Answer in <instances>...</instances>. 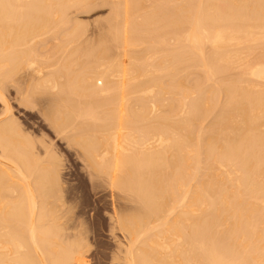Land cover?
Returning a JSON list of instances; mask_svg holds the SVG:
<instances>
[{"label": "bare ground", "instance_id": "1", "mask_svg": "<svg viewBox=\"0 0 264 264\" xmlns=\"http://www.w3.org/2000/svg\"><path fill=\"white\" fill-rule=\"evenodd\" d=\"M20 1L24 2L25 0H0V70H2L1 68H7V71L11 73L19 72L20 62L24 63L23 61H25L24 59H26L28 53L25 50L26 47H23L25 44L18 41L17 45L16 42H13L15 43L14 46L23 45L22 47L26 51L25 55L13 57L10 53L12 51L14 53L15 50L12 49L10 52L7 50L6 52V46L4 48L3 45L8 41H4V43L3 40L7 36L10 37H8L9 41L19 39L22 43H29L30 40L27 39L31 36L34 40L37 33L46 32L47 29L44 28H52L51 22L53 20L51 18H53V14L64 16V12L68 10L67 8L70 5L71 7L76 5L74 8L78 7L79 9L84 8L80 7L82 5L85 8L88 7V0H29L23 4ZM91 1L89 0V2ZM114 1L116 5L113 7V16H110L111 19L109 18V20L105 19L107 23L110 21L109 24H111H107V30L104 31L103 29L104 32L102 31L103 33L98 37L99 39L96 36L95 41L92 42L93 39L90 37L92 40L89 39V42L83 40L84 42L80 43L79 38L85 34L86 29L80 28L79 25L69 28V32L64 30L68 34L66 32L65 36L63 35V38L61 36L62 39H60L63 40V46L70 44V47L77 40L79 41L78 44H74L71 51L67 45L70 51L69 54H64L67 63L75 62L76 64L77 61L76 65L78 66L92 63V69L89 68L88 71L85 69L86 72L83 65L81 69L85 72L78 66L74 67V71V68H71L74 64L70 66L64 61L62 66L65 67V63L73 71L69 72L70 70L68 71L63 67L61 69L57 66L60 77L57 76L56 78L53 75L56 80L59 78L58 81H55L52 74L47 72L51 68L50 65L46 64L49 66L48 68L45 67L47 71L45 68L36 67V63L33 61L34 57L31 56L32 53H29L28 55L31 57L27 56V58H32V60L27 59L28 61L26 60L27 62L25 61L26 63L22 65L24 68L21 67L20 72L24 69L23 71L27 72L26 78L29 76L31 80H37L40 85L43 84L41 88L42 86L50 88L49 91L44 90V88L42 90L36 84L39 86V90L48 93H50V90L53 92L58 91L55 94L59 93L57 98H60V102L61 100L65 101L68 105L67 109L71 108L69 112H67L68 110L64 112L65 114L62 112L64 116L62 115L63 117L61 116L59 120L56 115V117L54 116L56 112L53 111L55 110L50 109L52 116L56 118L53 119L54 125L63 131V127L66 128L68 125L70 127V124H72L78 132L76 133V144L84 152V158H86L94 173L107 174L108 177L106 178H109L108 184L112 187L111 189L115 188V191H122L123 194L125 193L124 197L126 196L128 200L130 198L131 201L137 204L133 206L134 211H131L130 214H128V211L126 213L125 210L127 215L121 217L122 221L119 220L123 225L120 226L125 227L126 232H134L143 228L145 239L143 243H140L141 245L139 244L140 246L135 253L132 251L130 253V250L127 251V253L129 252V257L127 256L129 258L128 264H264V130H262V127H264V120H262V117H264V47L259 48L257 44L252 46L251 43V41L254 43L257 39L264 40V0H205V2L204 0H198V2L194 0V3L191 2L192 0H150L148 5L150 9H147L149 11L146 10V14H141V20L137 21L138 19H136L137 23L133 21L135 19L132 20V14L134 15L133 12H136L137 7L138 10L143 8L142 5L139 7V3L142 4L145 0H112V2ZM170 2L171 4L176 2V4L173 3L174 6L171 7ZM96 3L94 5L92 3V6L89 4L88 8L92 11L94 6L96 8ZM78 8L76 9L78 10ZM183 17L188 18V23L185 21L188 24L186 28L183 21L186 19H183ZM120 18H122V22L119 21ZM61 21L60 19V22H57L61 24ZM254 29L257 30V32L255 30V35L258 34L257 37H254ZM82 30H84L83 35H81ZM13 32L16 35L14 34L15 36L11 40V36L13 37L11 33ZM156 37L158 38L154 44L153 41ZM148 38L150 39L147 40ZM168 39L172 41L171 47L169 45L171 42ZM242 39L247 40L246 45L239 44ZM150 41H152L151 44L157 45V47H164V49L161 48L162 51H160V47L157 49L162 53L160 57L156 55V59L159 58L160 61L156 60L158 62L156 64L142 62L141 59L135 57V50L128 49L133 51L129 54L130 56L133 54L135 57L132 60L135 65H132V74H130L129 64L131 62H128L127 68L129 69H126V71L128 70L126 72L122 66L127 65L125 63L127 61L120 60L121 52H118L120 50L116 51L119 55L115 53V49L122 47V45L125 49L136 44L142 45L144 43L145 46L147 43L149 45ZM33 45L28 47L30 48ZM255 45L258 48L254 47ZM9 46L14 48L12 44ZM16 46L14 49L17 48L16 50H18ZM20 46L19 49H21ZM144 46L141 47L147 48ZM151 46L153 48V45ZM151 46L149 45L148 48L155 52L156 49H152ZM33 47L30 49L35 51L36 47ZM124 48H121V51L122 49L124 51L123 53L127 51ZM32 51L30 50V52ZM127 52L123 56L127 55ZM15 53L13 55L18 56ZM57 53L59 54V50ZM73 54L77 55L78 58H74ZM161 55L163 56L161 57ZM58 58L60 57L56 59ZM153 60L150 61L153 62ZM129 61L131 60L129 59ZM219 61H222L223 65L218 66ZM235 61H237L236 64H234ZM53 64H55V66L52 65L53 68L56 67L57 64ZM188 66L198 67L204 74L197 73V79L191 85L195 88L194 92L196 93H192V96L189 95L190 98L187 96L191 103L186 105L183 102L186 96L182 90L183 87L184 89L187 88H185L186 82L184 83L186 79L180 73L184 69L187 70ZM78 68L79 70L76 71ZM218 69L221 71L230 69L232 75L227 74L222 76V79L216 77L217 81L215 79L216 82L215 84L213 82V86H206L207 84L203 86L205 82L202 83V79L205 78L204 81H209L208 79L215 78L212 76L219 73L216 72ZM188 70L186 73L190 76L192 73L190 74ZM128 75L131 76L128 77ZM9 76H7L8 80ZM61 77L66 78V82L63 80L64 84L60 87L58 82L60 81V84H62ZM141 77L143 78L141 79ZM163 77L166 79L165 83L162 82ZM134 78L137 80H134ZM132 79L133 81H131ZM18 86L20 87V85ZM37 86L34 85L38 89ZM22 87L20 88L22 89ZM155 87L159 92L164 91L172 94L173 100L171 101L169 98L170 102H168L170 103V110L161 109L165 112L161 111L160 114L154 112L156 115L152 114L154 105L151 104L149 108L147 102L142 101L143 105H141L142 103H139L141 101H138L139 106L135 102L137 103V110L125 105L127 104L126 100L131 94H135V91L142 90L139 91L138 97L139 95L140 97L147 95L142 92H148V95L151 96L153 90L155 91ZM76 88H79L77 90L80 91L77 95H83L81 99L87 98L86 100L78 102L81 96L78 100L74 99L77 102L72 100L71 94L68 95V93H72L71 91L76 90ZM0 90L4 91V89ZM187 90L190 92L192 89ZM52 91L50 94L45 92L46 94L43 95L53 97L54 93ZM164 92L162 93L164 94ZM1 94L4 93H0V99H3L4 96L2 97ZM125 95L128 98H124L123 104L122 99ZM219 95H221L223 101L220 100L222 107L219 106L218 115L215 118L210 117V119H213L207 126V131L204 132L205 129L203 131L199 129L202 132L200 131L197 134V131V135L194 134L196 129L194 127H197L194 126L196 125L194 121L199 122L207 117L205 116L206 112L209 111V107L212 110L214 101L219 98ZM75 98H78V96ZM48 100L50 101L49 97ZM155 101L154 103L157 102ZM131 103L128 102L130 105ZM144 103L147 105L145 106ZM7 105H4L5 109L3 111L9 108ZM53 106L55 107V105ZM61 107L59 105V108ZM177 109L179 110L178 113L176 112ZM8 110L10 113V108ZM100 110L102 111L101 116L104 114L102 117L99 115ZM122 110L125 113L127 112L126 116L123 113L125 120L120 116ZM209 112H207L208 115ZM84 116H90L88 118H93L95 122L102 119L104 122L101 123L104 124L98 125L99 121L97 125H87L80 122L83 120H80L79 123L73 125L77 120L76 118L84 119ZM173 117L177 118L176 121H173L175 120ZM11 121L16 122V120ZM122 121L123 123H121ZM3 122H0V158L6 161L9 160V162L12 161L14 165L11 167L13 170L8 171L9 168L6 167L7 171H5L6 169L4 170L3 165L0 164V264H69L73 259L78 261V258L74 257L75 253H81L75 251L78 248L74 249L73 243L68 245L67 239L62 240V247H58L59 245L55 243H58L56 241L57 237L60 238L61 236L65 239L67 235L65 234L63 237L64 234L60 235L59 233V236L60 228L54 223L55 221L51 220L53 217L46 210L47 208L44 209L43 205L40 204V207L37 208L36 206L35 200L37 198H34L32 191L36 190L37 192L39 190L40 197L44 196L46 198L48 196L49 189H44V185L51 184L48 183L50 180L47 181L46 179L49 173L47 174L46 169L41 168L44 165L40 167L37 158L32 156L34 148L31 151V145L26 141L25 136L22 137L20 133L22 130L18 129L17 124ZM122 124L128 125L127 127L130 130L124 131L122 128L126 129L127 127L122 126ZM72 126L70 129H72ZM74 138L76 137L72 139ZM202 162H204V165H201ZM40 163L42 164V162ZM25 172L29 177H32V182L29 183L28 179L26 180ZM17 180L22 182V185L19 184V186L18 182L16 183ZM32 185L34 186L33 189ZM54 193L53 197L57 194ZM7 195H10L9 199L12 200L10 204L7 202L8 205L6 206L2 199L7 198ZM11 195L14 197L12 198ZM50 196L48 197L50 198ZM42 203L45 206L43 201ZM51 204L53 205L52 201ZM55 204L57 205V203ZM58 204L61 203L58 202ZM48 208L50 207L48 206ZM46 217L51 219L47 220L45 224ZM48 221L50 222L48 223ZM151 221H157V223L153 222L154 225L152 223L150 226ZM139 235L135 236L136 239ZM159 238L161 240H158ZM132 240L130 239V241ZM54 243L56 248L53 247L55 246ZM77 243L75 244L77 245ZM32 244L35 249L40 251L41 248L44 251L43 247L48 250L45 253L42 251L39 253L42 261L39 262L38 256L33 255L36 252L32 253ZM42 245L43 247H41ZM80 263L81 261L77 262V264Z\"/></svg>", "mask_w": 264, "mask_h": 264}, {"label": "rangeland", "instance_id": "2", "mask_svg": "<svg viewBox=\"0 0 264 264\" xmlns=\"http://www.w3.org/2000/svg\"><path fill=\"white\" fill-rule=\"evenodd\" d=\"M27 1H29V0H25L24 2H22V1H20L22 4L23 3H26ZM91 1V0H90ZM104 2V3H102V2ZM147 0H145V1H143L142 2V4H140L139 3V7H141V5H142V7L143 8H141V10H138V7H137V9H136V12L138 11V13H136L135 11L133 12L134 13V15L132 14V20L133 19H135V20H133V21H135V23H137V21H140L141 20V18L140 17H142V16H140L141 14H146V10L149 8L148 7V5H149V1L150 0H148V2H146ZM152 1V0H151ZM202 1V0H201ZM218 1H220V0H218ZM96 2H100L99 4L98 3H96V8H92L93 10L91 11V9L90 8H88L89 7V4L92 6V3H93V5L95 4ZM109 2H112V0H109L108 1V3H107V0H98V1H95V0H92L91 2H89V0L87 1V6L88 7H86L85 8V6L84 5H82V6H80L81 8H85V10H84V8L83 9H79L78 7H76V8H78V10L76 9V8H74V7H71V5L67 8L68 10H66V12H64L65 14H64V16H61V15H57V14H53V18H51L53 21V23L51 22V24H52V28H44L45 30H46V32L45 31H43L44 33H46L45 35H44V33L43 32H40V33H37L36 35H37V37L36 36H34V40H33V37L31 36L30 38H32V39H27L28 41H29V43L27 42H25V43H22V41H20L19 39H17V40H15V39H13L14 38V36L16 35V33L15 32H13V33H11V34H13V37L11 36V40L12 41H9V36H7L4 40H3V42L5 41H8V43H3L4 45V48H5V46H6V48H5V51L7 50V51H11V49L12 50H15V51H17L16 53H15V51H14V53L15 54H18V56H14L13 54V51L10 53V54H12V56L13 57H19L20 55H25L26 53V51H27V53L29 54V53H32L31 54V56L32 57H34V60L33 61H35V63H36V67L38 66V67H42V68H45L47 65H50V67L51 68H49V70L47 71V69L46 68H48L49 66H47L45 69H46V71L47 72H49V73H51L52 74V78H53V80H55V81H58L59 80V78L56 80L54 77L56 76V78H57V76H59V72H58V69H57V66H58V68H61L62 69V65H63V62L65 61V63L67 64V65H72V64H74L73 65V67L71 66V68L73 69L74 67L76 68L78 65H76L77 64V61H76V64H75V62H71V64H69V63H67L66 62V59H65V57H66V55L67 54H69L70 53V51H71V48L74 46V44L76 45V44H78V40H77V42H75L73 45H71L72 47H70V44L68 45L69 46V48L67 47V45L66 46H63L64 44H63V40H60V39H62L65 35L64 34H66V32L69 30V28H72L74 25H79V27L80 28H82V29H86L85 30V36L83 35V33H84V30H82L81 31V35H83V36H81V37H83V38H79V40H80V43L81 42H84V41H87L88 40V42L90 41V40H92L93 39V41L92 42H94L95 41V37L97 38V39H99L98 37H100V35L105 31V29L107 30V27H108V25L107 24H109V22L107 23V21L106 20H109V18L111 19V17L113 16V13H114V8L113 7H115L114 5H116V2H115V4H114V2H112L111 4L109 3ZM188 2H190V1H188ZM192 3H194V0H192L191 1ZM195 2H198V0L197 1H195ZM204 2H205V0H204ZM119 3H121V2H119ZM148 3V4H147ZM173 3H175L176 4V2H172V4H171V2H170V5H171V7H173L174 5H173ZM213 3V2H212ZM16 4H18V3H16ZM97 4H98V6H97ZM100 4H101V6H100ZM109 4V5H108ZM146 4V5H145ZM211 4V3H210ZM173 5V6H172ZM73 6V5H72ZM145 6H146V8H145ZM176 6V5H175ZM88 8V9H87ZM72 9V10H71ZM140 9V8H139ZM150 9V8H149ZM71 10V11H70ZM87 10H89V11H87ZM113 10V11H112ZM145 12H144V11ZM140 11V12H139ZM147 11H149V10H147ZM142 12V13H141ZM111 13H112V15H111ZM148 13V12H147ZM87 14V15H86ZM138 14H139V16H138ZM143 14V15H144ZM137 15V16H136ZM111 16V17H110ZM134 16V17H133ZM185 16V15H184ZM137 17V18H136ZM185 17H183V19H184ZM60 19L62 20L61 21V24H59V22H60ZM106 19V20H105ZM136 19H138L137 21H136ZM186 19V18H185ZM68 20V21H67ZM22 21V20H21ZM20 21V22H21ZM54 21H55V24H54ZM57 21H59V22H57ZM70 21V22H69ZM120 22H122V18H120V20H119ZM184 22L185 21H187V23H188V18L186 19V20H183ZM57 22V23H56ZM63 22V23H62ZM67 22V23H66ZM183 22V23H184ZM66 23V24H65ZM75 23V24H74ZM106 23V24H105ZM63 24V25H62ZM111 24V23H110ZM109 24V25H110ZM61 25V26H60ZM81 25V26H80ZM186 25L188 26V24H186V22H185V28H186ZM67 26H68V28H67ZM83 26H84V28H83ZM59 28H61V29H59ZM52 31H51V30ZM53 29H54V32H53ZM103 29H104V31H103ZM50 30V31H49ZM64 30H67V31H64ZM71 30V29H70ZM255 30L256 29H254L253 30V32H254V37L256 36H258V34L256 33V35H255ZM14 31V30H13ZM64 31V32H63ZM89 31V32H88ZM103 31V32H102ZM10 32H12V31H10ZM52 32V33H51ZM57 32V33H56ZM58 32H59V34H58ZM69 32V31H68ZM68 32H67V34H68ZM256 32H257V30H256ZM48 33V34H47ZM51 33V34H50ZM63 33V34H62ZM90 33V34H89ZM10 34V35H11ZM15 34V35H14ZM38 34H40V35H38ZM54 34V35H53ZM9 35V34H8ZM57 35V36H56ZM58 35H60V37H58ZM64 35V36H63ZM61 36H62V38H61ZM93 36V37H92ZM9 37V38H8ZM45 37H46V39H45ZM52 37H54L55 39L53 40V38ZM92 39H91V38ZM168 37L170 38V36L168 35ZM167 37V38H168ZM15 38H17V37H15ZM59 40H58V39ZM157 38L158 37H156L155 38V41H153V43L155 44V42H156V40H157ZM57 39V40H56ZM65 39V38H64ZM81 39H82V41H81ZM90 39V40H89ZM150 38H148L147 40H149ZM165 39V38H164ZM84 40V41H83ZM258 40V41H257ZM257 40H255L254 41V43L251 41V43H252V46L254 45V44H257L258 45V47L259 48H261V47H264V43H262V42H264V40H260V39H257ZM19 43H21V44H25V46H23L24 48L26 47V51L24 50V48L22 47V46H20V48L22 49H19V46H16L17 45V43L18 42ZM97 41V40H96ZM168 41H170V39H168ZM167 40H166V42H168ZM245 41V42H244ZM247 40H244V39H242V40H240V42L241 43H239L240 45H244L245 43L247 44V42H246ZM9 42H10V44H12V47L14 46V44L15 43H13V42H16V47H18V50H16V49H14L15 48V46H14V48H11V46H9L10 44H9ZM34 43V45H33V43ZM54 42V43H53ZM60 42H61V44H60ZM171 43H169V45H170V47L172 46V41H170ZM53 43V44H52ZM57 45H56V44ZM152 43V41H150V46L151 45H153V48H155L154 50H155V52L157 51V53H155L154 51H151V49H149L148 47H149V45H148V43L147 44H145V46H144V43L141 45V44H139V45H132V47L130 48V47H128V48H124L123 47V45H122V47L120 46L119 48H117V49H115V53H118V52H121L119 55L121 56V57H119V59L120 60H125V61H127V62H125V63H127V65L125 64H122V65H124V66H122V68L124 67V69H125V71H126V69H129L130 71H129V73L130 74H132V69H131V67H132V65H135V63H132V60H133V58L135 59V57L136 58H139V59H141V61L142 62H144L145 61V63H154V64H156V63H158L159 61H160V59L158 58V60L156 59L157 58V56L158 57H160V54H162L160 51H162V49H164V47L163 46H159V47H157V45L155 46L154 44H151ZM8 44V45H7ZM36 44V45H35ZM60 44V45H59ZM245 44V45H246ZM259 44H260V46H259ZM30 45H33V46H35L36 47V50L34 51V49H30V48H32V47H28V46H30ZM51 45H52V47H51ZM251 45V44H250ZM257 45H255L254 47H256V48H258L257 47ZM262 45V46H261ZM9 46V47H8ZM54 46H55V48H54ZM57 46V47H56ZM59 46V47H58ZM140 46V47H139ZM141 46H144V47H147V48H143V47H141ZM155 46V47H154ZM7 47H8V49H7ZM134 47H136L135 49H134ZM157 47V48H156ZM34 48V47H33ZM50 48H51V50H50ZM60 48H62L63 49V51H62V49L60 50ZM121 48H124L125 50H127L126 52L129 54V53H133V51H129L128 49H133V50H135V52H134V54H135V57L133 56V54H131L132 56H130V54H129V58H128V54L127 55H124V56H126V57H124L123 56V54H126V52L125 53H123L124 51H123V49H122V51H121ZM137 48H138V50H137ZM142 48V49H141ZM151 48H152V46H151ZM152 48V49H153ZM160 49V51L159 50H157V49ZM162 48V49H161ZM46 50V51H44V50ZM70 51H69V50ZM20 50H21V52H20ZM30 50H33L32 52H30ZM41 50V51H40ZM58 50H59V54L57 53L58 52ZM65 50V51H64ZM118 50H120V51H118ZM143 50H145V51H143ZM147 50V51H146ZM6 51V52H7ZM50 51V52H49ZM60 51H61V53H60ZM116 51H118V52H116ZM149 51H151V52H149ZM45 52V53H44ZM52 52V53H51ZM64 52V53H63ZM139 53V55H138V53ZM143 52H145V53H143ZM146 52H148V53H146ZM152 52H154L155 53V55H154V53H152ZM21 53V54H20ZM46 53H49L48 55L46 54ZM54 53V54H53ZM57 53V54H56ZM63 53V55L64 54H66V55H61ZM136 53H137V55H136ZM152 53V55L151 56H149V54H151ZM28 54H26L27 56H30V55H28ZM142 54V56H140ZM34 55H36V56H34ZM39 55V56H38ZM43 55H45V56H43ZM56 55H57V57H60V58H58V59H56L57 57H56ZM59 55V56H58ZM62 57H61V56ZM146 55V56H145ZM157 55V56H156ZM27 56H26V59H24L25 61L28 59H31L32 60V58H27ZM30 56V57H31ZM38 56V57H37ZM48 56H51V57H48ZM72 56H74V58L77 56H75V54H73ZM147 56H149L148 58H146ZM163 55H161V57H162ZM36 57V58H35ZM54 57H56V58H54ZM140 57H142V58H140ZM153 57V58H152ZM41 58V59H40ZM72 58V57H71ZM70 58V59H71ZM74 58H72V59H74ZM76 58H78V57H76ZM132 58V59H131ZM151 58V59H150ZM39 59V60H38ZM63 59V60H62ZM65 59V60H64ZM128 59V60H127ZM129 59L131 60V61H129ZM145 59V60H144ZM154 59V60H153ZM27 60V61H28ZM42 60V61H41ZM44 60V61H43ZM51 60H53V61H55V62H53V61H51ZM62 60V61H61ZM153 60V62H151V61ZM158 62H157V61ZM25 61H23L24 63L23 64H25L26 62ZM46 61V62H45ZM51 61V62H50ZM69 61V60H68ZM147 61V62H146ZM149 61V62H148ZM154 61H156V62H154ZM40 62V63H39ZM43 64H42V63ZM48 62H50L49 64H48ZM79 62V61H78ZM128 62H131L130 64H129V68H127V66H128ZM134 62V61H133ZM220 62H221V64H220ZM236 62L237 61H235V63L234 64H236ZM45 63V64H44ZM53 63H56L57 65H56V67H54L55 68V70H54V68H53V66H55V64H53ZM61 63V64H60ZM64 63V66L65 67H63V68H66L69 72H72L73 70L70 68V66L69 67H67V65ZM85 63V62H84ZM223 62L222 61H219V64L217 63V65L218 66H220V65H223L222 64ZM20 64H21V66H20V70H21V67H22V62H20ZM47 64V65H46ZM87 63H85V64H81V65H79L78 67L81 69L82 67H83V65L85 66V68L83 67V69L85 70H87L88 71V69L89 68H93V64L92 63H88L87 65H86ZM92 64V65H91ZM19 65V64H18ZM53 65V66H52ZM76 65V66H75ZM126 66V67H125ZM144 66V65H143ZM18 68H19V66H18ZM17 68V69H18ZM22 68H24V67H22ZM75 68H74V71H75ZM79 68L78 69H76V71L77 70H79ZM197 68V69H196ZM189 67L188 66V72L191 74L190 76H189V74L188 73H186L187 72V70L186 69H184V73L181 71V73H180V75L181 76H183V78H185L186 80L184 81V83L186 84V86H185V88L186 89H184V87L182 88V90L184 91V95L186 96V99L188 100L189 98H190V96H192L191 94L192 93H196V92H194V90H195V88L194 87H192L191 85L192 84H194V83H192V82H195L196 81V79H197V73H203V71L201 72L200 71V69H198V67ZM2 70H0V74L2 75L3 74V72H4V74H6V75H0L1 77H2V79H1V77H0V84H3V85H0V89H4V91H1L0 93H4V94H1L2 95V97H3V99H0L1 101H0V112H2V113H0V122L2 123L3 121H5V122H3V123H13L14 121H11V120H16V122H14L15 124H17V126H18V129L21 131L20 133L22 134V137H24L25 136V139H26V141H28L29 142V144L31 145V151L33 150V148H34V150L32 151V156L33 157H35V158H37V160L39 161V163H38V165H40V167L41 166H43V167H41V168H45L46 169V173L48 174L49 173V175L51 176V174H52V172H53V174H52V176H51V179L49 178L50 176L48 175V176H46L47 178V181H48V179L50 180V181H48V183H51V184H46V185H44V189H49L48 190V192H49V194H50V192H52V194H48V196H50V198L48 197V196H46V198L44 197H40V192H39V190H37V192H36V190H34V191H32L33 192V195H34V198L36 199L35 200V202L37 203V208L38 207H40V205H43V207H44V209H46V210H48L49 211V213L52 215L51 217H53V219H51L50 217H46L44 220V222H45V224L47 223V220H53V221H55L54 223H56V225H58V227L60 228V232H58V235H59V233H60V235H62V234H64L63 235V237L65 236V234L67 235V237L64 239V238H61V236H60V238L59 237H57V239H56V241H58V243L57 242H55L57 245H59L58 247H62L63 246V241L64 240H66L67 239V244L68 245H71L72 243V245L73 246H75V248L74 249H76V248H78V250H75V251H77V252H81V253H75L74 254V257L75 258H78V261H81V263L80 264H128V257H129V252L127 253V251H129L130 250V253H131V251L133 252V253H135V251H137V249L139 248V246L141 245L140 243L142 242L143 243V241H144V233H143V228L142 229H140V230H138V231H134V232H126V230H125V227H121L120 225H122L121 223V219L124 217V215L126 216L127 214L126 213H128V214H130L131 213V211H134V205L136 204L135 202H133V201H131L130 200V198H129V200L132 202H130L128 199H127V197L125 198L124 197V194H123V192L121 193V192H119V190L117 191H115L114 189H111L112 187H110V185L108 184L109 182H108V179L106 178V177H108V175L107 174H105V173H100V174H95L94 173V171L91 169V166L90 165H88L89 163H88V161H86V158H84V152L82 151V149L81 148H79V146L76 144V139H77V134L76 133H78L77 132V130H75L74 128H73V126H72V124H70L71 126H72V129H70L71 128V126L69 127V125L68 126H66V128H64L63 127V131L61 130V129H59L58 127H56V125H54L55 123L53 122V119L55 120L56 118V116L58 117V120H59V118H61V116L63 115L62 114V112L64 113V112H66L67 110V112H69V109L71 108V107H69L68 109H67V107H68V105H66V103H65V101H63V100H61V102H60V98H57V95L59 96V93L58 94H55V93H57L56 91L55 92H53L52 90H50V93H51V91L54 93V95H53V97H51V95H43V94H50V93H48V92H46V91H49V89L46 87V86H42V88H44V90L46 89V91H42L43 89L41 88V85H43V84H39V82L37 81V80H34V79H29L30 77L28 76L27 78H26V74H27V72L26 71H23V72H26V73H23L22 71L20 72V70H19V72H20V74H19V72L18 71H15V72H12L13 74H15V75H13L10 71V73L7 71L8 69L7 68H1ZM16 69V70H17ZM45 69H43L44 71H45ZM61 69H59V70H61ZM83 69H81V70H83ZM196 69V70H195ZM4 70V71H3ZM56 70H57V72H58V74H57V72H56ZM65 70V69H64ZM83 70V71H84ZM85 70V71H86ZM90 70V69H89ZM45 71V72H46ZM51 71V72H50ZM62 71V70H61ZM84 71V72H85ZM86 71V72H87ZM194 71V72H193ZM227 71H229V72H227ZM227 71H221L220 69H218L216 72L218 73V74H215L214 76H212V77H215V78H210V79H208L209 81H204L205 80V78L204 79H202V83L203 82H205V84H203V86H205L206 84V86H208V85H214L215 84V82L217 81V78L218 79H222L223 77L222 76H225V75H229V74H231L232 75V71L229 69V70H227ZM126 72H128V70L126 71ZM22 73V74H21ZM23 74H25V75H23ZM46 74V73H45ZM48 74V73H47ZM51 74H50V76H51ZM183 74H185V75H183ZM204 74V73H203ZM223 74V75H222ZM234 74V73H233ZM10 75V76H9ZM19 75V76H18ZM53 75H54V77H53ZM7 76H9V80H8V77ZM12 76V78H10ZM131 76V75H130ZM129 75H128V77H130ZM133 76H135L134 74H133ZM221 76V77H220ZM5 77V78H4ZM60 77V76H59ZM165 78H166V76H164ZM163 77V79H162V82H166V79ZM190 77V78H189ZM217 77V78H216ZM27 80H26V79ZM143 77H141V79H142ZM29 79V80H28ZM115 79V78H114ZM131 79V78H130ZM136 78H134V80H135ZM137 79H139V77H137ZM136 79V80H137ZM212 79V80H211ZM215 79H216V81H215ZM20 82H19V81ZM25 80V81H24ZM63 80L65 81L66 80V78L64 79V78H62L61 77V82H62V84H60V81L58 82V84H59V86L60 85H63L64 83H63ZM207 80V79H206ZM5 81H7V82H5ZM34 81H35V83H34ZM131 81H133V79L131 80ZM17 82H19V83H17ZM23 82H25V83H23ZM27 82V83H26ZM31 82H32V84H31ZM66 82V81H65ZM128 82H130V80H128ZM208 82V83H207ZM213 82H214V84H213ZM41 83H43V82H41ZM211 83V84H210ZM30 85V88H29V85ZM39 85L40 86V88L42 89H40L39 90V86H37V85ZM18 85H20V87H22V89L18 86ZM34 85H35V87L37 86L38 87V89L37 88H35L34 87ZM44 85H45V83H44ZM46 85H48L47 83H46ZM26 86V87H25ZM31 86H32V88H31ZM98 86H100V85H98ZM4 87V88H3ZM27 87H28V89H27ZM46 87V88H45ZM49 87V86H48ZM61 87V86H60ZM157 87V86H156ZM155 87V91L153 90V94H154V96H150V94L148 95V92H142L143 94L144 93H146L147 95H143V94H141V95H143L142 97H140V95H139V97H138V94H140V92L139 91H142V90H137V91H135L136 93L137 92H139V93H135V94H131L130 96H129V98L127 97V95H125V96H123V104H124V98H126L127 100H126V103L127 104H125L126 106L127 105H129V106H131V108H136V110H137V103H138V101H141V102H139V103H142V101L143 102H147L148 103V107L150 108L151 107V104H153L154 105V107H152V114L154 113V112H158V114H160L161 113V111H163V110H170L169 109V105H170V103H168V102H170V100L172 101L173 99H172V94H168V93H165L164 91H162V92H164V94L160 91H158V89ZM18 88V89H17ZM48 89V90H47ZM77 89H79V88H76V90ZM187 89H192L190 92L187 90ZM75 89H73V91H71L72 93H68V95H70L71 94V96L70 97H72V100L73 101H75V100H78L79 99V97H80V100H78V102L79 101H81L82 99V97H83V95H81L80 94V96H79V94L77 95V93H79L80 91L79 90H77L76 91ZM82 90V89H81ZM23 91H25V92H23ZM187 91H188V93H187ZM193 91V92H192ZM29 92V93H28ZM32 92V93H31ZM35 92H37L36 94H34ZM39 92V93H38ZM43 92V93H42ZM46 92V93H45ZM159 92V93H158ZM20 93H23V94H20ZM26 93H28V94H26ZM82 93V92H81ZM150 93H152V92H150ZM155 93H157V94H155ZM32 94H33V96H32ZM38 94H40L39 96H38ZM73 94V95H72ZM159 94V95H158ZM205 94V93H204ZM24 95V96H23ZM31 95V96H30ZM43 95V96H42ZM74 95H76V96H74ZM108 95V94H107ZM157 97H156V96ZM161 95V96H160ZM190 95V96H189ZM27 96V97H26ZM37 96V97H36ZM45 96V97H44ZM54 96H56V97H54ZM78 96V98H75V97H77ZM133 96H135L136 97V99H135V97L133 98ZM166 98H165V97ZM189 98H188V97ZM32 97V98H31ZM48 97H49V99H50V101L48 100ZM131 97H132V99H131ZM137 97L140 99H138L137 100ZM147 97H149V98H147ZM5 98V99H4ZM31 98V99H30ZM52 98V99H51ZM160 98V99H159ZM165 98V99H164ZM169 98H170V100H169ZM25 99H26V102H25ZM30 99V100H29ZM35 101H33V100ZM58 99V100H57ZM63 99V98H62ZM75 99V100H74ZM87 99V98H86ZM85 98H83V100H86ZM134 99V100H133ZM143 99V100H142ZM147 99V100H146ZM150 99V100H149ZM158 99V100H157ZM161 99H163V100H161ZM186 99H184V100H186ZM29 100V101H28ZM32 100V101H31ZM38 100V101H37ZM53 100V101H52ZM82 100V101H83ZM137 100V101H136ZM157 102H156V101ZM166 100H169V101H166ZM183 100V102L186 104V105H188V103H191L189 100H188V102H186V101H184ZM223 101V99L221 98V95H219V98H216V100L214 101V105L212 106V110H211V107H209L210 109H209V111H207V112H209V115L207 114V112H206V114H205V116H207L206 118H202L203 120L201 121L200 119V121L198 122V121H194V123L196 124V125H194V126H197V127H194V129H195V132H194V134H196V132H197V134L202 130H204V132L205 131H207L206 129H207V126L212 122L211 120L213 119V118H215V116H217L218 115V113H219V110H220V108H219V106L220 107H222V102L221 101ZM55 101V102H54ZM151 101V102H150ZM152 101H153V103H152ZM154 101L156 102V103H154ZM159 101V102H158ZM7 102V104H5ZM30 102V103H29ZM64 102V103H63ZM75 102H77V101H75ZM74 102V103H75ZM128 102L130 103V102H132L131 103V105L130 104H128ZM135 102H137V103H135ZM2 103V104H1ZM23 103V104H22ZM24 103H26L25 105H24ZM32 103V104H31ZM37 103V104H36ZM39 103V104H38ZM63 103V104H62ZM135 104V106H134V104ZM138 103V106L140 105ZM150 103V104H149ZM219 103V104H218ZM36 105V106H34V105ZM51 104V105H50ZM65 107H61L62 105ZM145 104V106L147 105L146 103H144ZM157 104H159V105H157ZM163 104H164V106H163ZM168 104V105H167ZM217 104H218V106H217ZM4 105L6 106L7 105V107L9 106V108H10V113H9V108H7V110L6 111H3L4 109H5V107H4ZM23 105V106H22ZM32 106L31 108H30V106ZM47 105V106H46ZM53 105H55V107H57L56 109H55V107L53 106ZM59 105H60V107L61 108H59ZM141 105H143V103L141 104ZM157 105V106H156ZM216 105V106H215ZM46 106V107H45ZM52 106H53V108H52ZM80 106V105H79ZM78 106V107H79ZM2 107H4L3 109H2ZM35 107H37V108H35ZM48 107V108H47ZM51 107V108H50ZM82 107V106H81ZM123 107H124V105H123ZM165 107V108H164ZM139 108V107H138ZM157 108H158V110H157ZM167 108V109H166ZM217 108V109H216ZM53 111V110H55V111H53L55 114H54V116H52L53 114H52V112H51V110ZM157 110V111H155V110ZM161 109H163V110H161ZM174 109H176V108H174ZM50 110V111H49ZM217 110V111H216ZM125 111V110H124ZM160 111V112H159ZM175 111V110H174ZM178 109H177V113H178ZM6 113V115H5V113ZM100 112V116H101V110L99 111ZM163 112H165V111H163ZM162 112V113H163ZM173 112V111H172ZM216 112V113H215ZM43 113V114H42ZM51 113V114H50ZM61 113V114H60ZM123 113H125V112H123V110H122V115H120L122 118H123ZM127 113V112H126ZM126 113H125V116H126ZM156 113H154V114H156ZM3 114V115H2ZM57 114H59V115H57ZM65 114V113H64ZM120 114V113H119ZM214 114H216V115H214ZM43 115V116H42ZM49 115H50V117H49ZM104 115V114H103ZM102 115V116H103ZM157 115V114H156ZM211 115V116H210ZM64 116V115H63ZM62 116V117H63ZM101 116V117H102ZM204 116V115H203ZM213 116V118H211L210 119V117H212ZM8 117H10V118H8ZM42 117V118H41ZM54 117V118H53ZM87 117V118H86ZM90 118V116H84V119L82 118V119H78V118H76L74 121V123H73V125H75V124H77V123H79V121L80 120H83V121H80V122H84L85 124H87V125H91V124H96L97 125V123H98V125H103L104 123H101L103 120L102 119H100L99 121H97V122H95L94 120H93V118H91V119H89ZM121 117H120V119H121ZM13 118V119H12ZM51 118V119H50ZM10 119V120H9ZM87 120V123H86V120ZM124 119V118H123ZM123 119H121V120H123ZM173 119H175L174 117H173ZM177 119V118H176ZM176 119L175 120H173V121H176ZM205 119H207V120H205ZM9 120V121H8ZM85 120V121H84ZM91 120V121H90ZM125 120V119H124ZM123 120V121H124ZM262 120H264V117H262ZM53 123H52V122ZM123 121L121 122V123H123ZM172 121V120H171ZM19 122V123H18ZM51 122V123H50ZM94 122V123H93ZM104 122V121H103ZM50 123V124H49ZM198 123V124H197ZM126 125V124H125ZM123 125L122 124V126H124V127H127L128 125ZM204 125H205V127H204ZM121 127V126H120ZM204 127V128H203ZM55 128V129H54ZM122 128V127H121ZM203 128V129H202ZM124 131L126 130V132L127 131H129L130 129H128V127L126 128V129H124V128H122ZM194 129H193V131H194ZM199 129H201V130H199ZM69 130H71V131H69ZM73 130V131H72ZM262 130H264V127H262ZM68 131V132H67ZM124 131H122V132H124ZM201 131V132H202ZM58 132V133H57ZM66 133V134H65ZM69 136H68V135ZM76 134V135H75ZM123 135H124V133H122ZM196 134V135H197ZM28 135V136H27ZM75 135V136H74ZM98 135V134H97ZM67 136H68V139H67ZM71 136V137H70ZM31 137V138H30ZM73 137H76V138H74V139H72ZM70 138V139H69ZM35 141H34V140ZM69 140V141H68ZM74 140V141H73ZM31 141H32V143H31ZM34 141V142H33ZM73 141V142H72ZM75 144V145H74ZM33 146V147H32ZM42 151H40V150ZM39 150V151H38ZM49 150V151H48ZM33 152H34V154H33ZM35 153H37V154H35ZM49 153V154H48ZM40 155H42L41 157H40ZM50 155V156H49ZM52 155H54V156H52ZM40 158H39V157ZM46 156V157H45ZM42 157H44V158H42ZM39 158V159H38ZM46 158V159H45ZM82 158H84V159H82ZM1 160H0V164H2L3 166H2V168L5 170L6 169V167H7V169H8V171L9 170H13L11 167L14 165L13 163H12V161H10L11 162V164H10V162H9V160H5V159H2V158H0ZM41 159H43L42 161H41ZM58 160V161H57ZM44 161V162H43ZM40 162H42V164L40 163ZM47 162V163H46ZM53 162V163H52ZM59 162H60V164H59ZM43 163H45V164H43ZM48 164V165H47ZM8 165V166H7ZM201 165H204V162H202V164ZM47 167V168H46ZM57 167V168H56ZM59 167V168H58ZM11 168V169H10ZM62 168V169H61ZM7 169L5 170V171H7ZM60 170V171H59ZM11 172V171H10ZM13 172V171H12ZM14 174V173H13ZM46 174V175H47ZM57 175H59V176H57ZM25 176H27L26 177V180L27 181H29V183L30 182H32L31 180H32V177L30 176L29 177V175H27V172H25ZM95 176V177H94ZM101 176V177H100ZM104 176V177H103ZM97 177V178H96ZM30 178V179H29ZM56 178V179H55ZM98 178H100V179H98ZM45 179V180H46ZM104 179V180H103ZM14 180H16L15 178H14ZM21 180V179H20ZM34 180V179H33ZM95 180V181H94ZM105 180H106V182H105ZM47 181H46V183H47ZM54 181H55V183H54ZM18 182V183H17ZM16 183L19 185H22L21 183L22 182H19V180H17L16 181ZM23 184H24V182H23ZM57 184H59L58 186H59V188H58V186H57ZM17 185V186H18ZM19 185V186H20ZM94 185V186H93ZM107 185V186H106ZM46 186H48V187H46ZM53 186V187H52ZM110 187V188H109ZM34 188V186L32 185V189ZM52 188V189H51ZM73 188V189H72ZM94 188V189H93ZM36 189V188H35ZM46 189V190H47ZM59 189V190H58ZM57 190V191H56ZM108 190V191H107ZM55 192V193H54ZM118 192V193H117ZM53 193L54 194H59L61 197L59 198V195H57L56 194V196L54 195V197H53ZM117 193V194H116ZM17 194V193H16ZM61 194H63V195H61ZM121 194V195H120ZM9 196L10 195H7V198H3L2 199V202L4 201V203H5V205L7 206L8 204H6L7 202L10 204V202H11V198L9 199ZM14 196H16L15 194H14ZM14 196H12L11 195V197L13 198ZM112 198H111V197ZM65 197V198H64ZM118 197V198H117ZM55 198V199H54ZM59 198V199H58ZM7 200H9V201H7ZM48 200V201H47ZM50 200V201H49ZM54 200V201H53ZM55 200H57V201H55ZM59 200V201H58ZM62 200H63V202H62ZM113 200V201H112ZM44 202L45 203V206H44V204L42 203L41 204V202ZM47 201V202H46ZM51 201H52V203H53V205L51 204ZM61 201V202H60ZM119 201V202H118ZM40 202V203H39ZM58 202L59 203H61V204H58ZM3 203V204H4ZM50 203V204H49ZM55 203H57V205L55 204ZM40 204V205H39ZM48 204V205H47ZM119 204V205H118ZM4 205V206H5ZM56 205V206H55ZM59 205H60V209H59ZM137 205V204H136ZM48 206L50 207V208H48ZM53 206H54V208H56L55 210H53L54 208H53ZM113 206V207H112ZM120 206V207H119ZM135 207H137V206H135ZM68 210V212H67V210ZM80 209V210H79ZM123 209H124V211H123ZM45 210V212H47ZM51 210V211H50ZM60 210V211H59ZM62 210V211H61ZM125 210H126V213H125ZM54 211V212H53ZM128 211V212H127ZM67 212V213H66ZM71 212V213H70ZM79 212V213H78ZM121 212V213H120ZM70 213V214H69ZM173 214V213H172ZM171 215V214H170ZM113 216V217H112ZM118 216V217H117ZM123 216V217H122ZM65 217V218H64ZM120 217V218H119ZM122 217V218H121ZM63 219V220H62ZM119 220H121L120 222H119ZM50 221H48V223H49ZM120 224H119V223ZM157 223V221H151L150 223H149V225L151 226V224L152 223ZM66 223V224H65ZM154 223L152 224V225H154ZM116 224V225H115ZM120 227H119V226ZM148 225V226H149ZM68 226V227H67ZM76 226V227H75ZM123 226V225H122ZM65 227H67V228H65ZM112 229H111V228ZM119 227V228H118ZM15 228V227H14ZM71 228V229H70ZM80 228V229H79ZM82 228V229H81ZM111 230H110V229ZM15 229H17V228H15ZM121 229H123V230H121ZM64 230V231H63ZM66 230H68V231H66ZM71 231V232H70ZM141 232V233H137V232ZM63 232V233H62ZM80 233V234H77V233ZM85 233V235H83L84 233ZM124 232V233H123ZM73 233V234H72ZM83 233V234H82ZM68 234H70V235H68ZM76 234V235H75ZM136 234V235H135ZM140 234V235H139ZM78 235V236H77ZM137 235H139L137 238L138 239H136V237L135 236H137ZM71 236V237H70ZM73 237V238H72ZM81 239H80V238ZM83 237V238H82ZM141 237H143V238H141ZM75 238V239H74ZM132 238H133V240H132ZM139 238H141V239H139ZM60 239V240H59ZM70 239V240H69ZM130 239L132 240V241H130ZM63 240V241H62ZM137 240H139V241H137ZM157 240V239H156ZM158 240H161L160 238L158 239ZM73 241V242H72ZM76 241V242H75ZM78 241H80V242H78ZM84 241V242H83ZM137 241V242H136ZM78 242V243H77ZM54 243V244H55ZM60 243H62V244H60ZM65 243H66V241H65ZM65 243H64V245H65ZM75 243H77V245L75 244ZM80 243V244H79ZM43 244V243H42ZM53 244V245H54ZM56 244H55V246H53V247H55L56 248ZM79 244V245H78ZM122 244V245H121ZM129 246H128V245ZM132 244V245H131ZM135 244H137V245H135ZM140 244V245H139ZM45 245H47V244H45ZM44 245V246H45ZM82 247H81V246ZM77 246V247H76ZM80 246V247H79ZM87 246H88V248H87ZM31 247V246H30ZM41 247H43V245L41 246ZM48 247H51V246H48ZM84 247V248H83ZM126 247H128V248H126ZM130 247V248H129ZM132 247H133V250H132ZM44 248V251H43V249L41 248V251L42 252H47L48 250H45V247H43ZM80 248V249H79ZM31 251H32V253L33 252H36V253H33V255L35 254V256H38V258H39V262L40 261H42V258L41 257H39V253H41V251L40 250H38V249H35L34 247H33V244H32V247H31ZM34 249V250H33ZM49 249V248H48ZM86 249V250H85ZM80 250V251H79ZM85 250V251H84ZM118 250V251H117ZM88 251V252H87ZM38 252V253H37ZM86 252V253H85ZM85 253V254H84ZM124 255H123V254ZM38 254V255H37ZM80 254V255H79ZM128 256V257H127ZM36 258V257H35ZM116 258V259H115ZM41 259V260H40ZM127 259V260H126ZM77 260H75V259H73L70 263L71 264H77V262H76ZM84 262V263H83ZM69 263V264H70Z\"/></svg>", "mask_w": 264, "mask_h": 264}]
</instances>
